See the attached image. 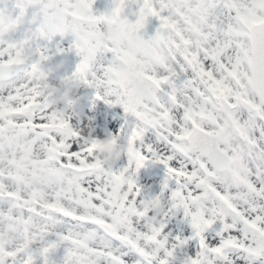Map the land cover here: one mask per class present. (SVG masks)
Here are the masks:
<instances>
[{"label":"snow or ice","instance_id":"obj_1","mask_svg":"<svg viewBox=\"0 0 264 264\" xmlns=\"http://www.w3.org/2000/svg\"><path fill=\"white\" fill-rule=\"evenodd\" d=\"M94 2L0 0V264H129L130 253L139 257L133 264H170L175 249L165 246L157 258L144 243L162 237L165 223L153 235L132 219L116 228L120 206L109 196L110 181H126L124 207L131 202L133 212L145 200L137 202L141 189L134 178L149 158L175 179L171 209L183 210L199 241L188 264H205L202 256L206 264H215L216 256L234 264L231 253L264 258V0H136L134 19L124 9L121 21L140 42L134 55L114 43L95 51V29L68 25L72 17L98 29L110 12L121 11L115 6L120 0L103 12L94 11ZM5 17L15 27L13 39L2 35ZM150 20L157 22L151 35L145 31ZM32 33L39 53L29 59ZM67 35L73 37L67 50L79 57L67 78L93 89L95 100L123 109L127 129L108 136L126 135L133 146L135 162L123 169L94 165L100 139L82 148L87 137L72 120L65 125L72 128L67 139L52 131L55 113L39 88L19 79L49 59L41 41ZM157 47L159 57L149 67ZM109 54L97 75V57ZM29 109L31 118H21ZM9 130L17 138L15 152L3 146ZM149 130L167 154L145 144ZM134 215L144 219L139 210ZM214 226L219 240L210 244L205 233Z\"/></svg>","mask_w":264,"mask_h":264},{"label":"clouds","instance_id":"obj_2","mask_svg":"<svg viewBox=\"0 0 264 264\" xmlns=\"http://www.w3.org/2000/svg\"><path fill=\"white\" fill-rule=\"evenodd\" d=\"M114 2L115 0H112V3ZM134 4H136V0H120L119 3L115 4V6L119 7L121 11L118 13L110 12V19L100 24L98 29H96L94 24L89 25L88 21H77L72 17L68 18L67 23L68 25L80 23L95 29L92 36V40L94 41L92 48L95 51L100 50V45L114 43L118 46L122 45L126 47L134 55L141 50L140 42L137 40L135 33L130 29H127V27L121 22L122 17L125 15L124 9H128V14L132 15L133 12L131 11V8ZM64 15V13H61L59 17V23L61 26L64 25ZM2 35L5 39H13L15 36V27H9L8 17H5ZM36 35V33H32L29 37L31 42L26 48V55L29 59H31L33 56L38 58L39 48L36 47ZM158 57L159 49L157 47L153 50V60L148 64V66L151 67L152 64L156 62ZM47 71H50V69H46L45 62H43L35 70L26 68L19 76V79L31 83L33 87L39 88L41 97L46 99L47 107L56 115V120L53 122L52 131H54L58 136L67 139L72 133V128L65 126L69 120L73 119V113L69 110L73 105L70 103V101L74 100V90L79 88L81 84L78 78L65 77L55 85L43 87L42 85L48 79ZM41 72L45 73L46 75L42 77ZM32 113L33 110H26L21 118H31ZM36 115H39V112H36ZM75 128L81 133L84 132V129L81 128L79 124H77ZM86 137L87 138L84 139V143L81 144L82 148H86L92 139L90 131ZM82 138H84L83 134ZM16 143L17 138L11 132V130L6 132L3 145L4 149L8 152H15ZM122 154L127 158L126 165H131L135 162L136 157L133 152V146L128 143L127 136L118 135L116 137H106L104 139H100V143L95 148L92 162L94 165L110 172L114 169V165H116V163L120 160ZM124 167L120 169H123ZM92 171H96V168H93ZM85 175H88V173ZM132 175H135L134 169L129 174V178ZM124 183H126V181L109 182V196L111 199V204L112 206H120L116 209V211L121 215V219L116 223V228L124 229L126 227L127 220L132 219L136 226L140 228L144 234L153 235V230H158L160 225L164 224V216L167 214L169 198L165 197L163 193L152 196L143 200L141 203H138L133 209V212H129L128 209L133 208V206L131 202H129L128 207H124L125 201L127 200L128 194L130 193V189L121 187V185ZM181 203H183V201H181ZM188 207L191 211L197 214L200 211L199 207L194 205L191 201L188 202ZM217 208L219 212V207L217 206ZM135 210H139L143 213L144 219L142 224L140 223L141 220L135 217ZM213 218H218V216ZM96 240L97 242H102L103 235L101 234V236H98ZM144 243L148 247L149 251L157 258L162 255L165 246L168 249L175 250L178 247V245L175 244L170 245L169 241H165L163 237H160L155 242L144 241ZM227 254L228 253H225V255ZM168 259L170 264H188L187 257H181L176 254H174L172 257H169ZM201 259L206 264L207 257L202 256ZM213 259L215 264H225V261L221 256H216ZM148 264H152V262L149 261Z\"/></svg>","mask_w":264,"mask_h":264},{"label":"rangeland","instance_id":"obj_3","mask_svg":"<svg viewBox=\"0 0 264 264\" xmlns=\"http://www.w3.org/2000/svg\"><path fill=\"white\" fill-rule=\"evenodd\" d=\"M111 7L112 5L109 0H95L93 9L95 12H103L110 10ZM72 39L71 35L63 38L55 36L51 42H40L41 47L47 49L45 55L49 57L45 61V66L46 69H50V71H47V83L50 85H55L62 78L71 76L76 63L79 62V57L75 55V52L67 50ZM58 48L63 49V51H58ZM108 58H110V54L107 58L97 57L96 64L94 65V71L97 72V75H102L103 66L106 65ZM73 99L75 103L69 109L73 113L72 123L74 126L79 124L84 129L83 135L87 136L90 131L92 138L104 139L110 134H120L121 129H127L123 109L119 105L113 106V108L102 100H95L93 89L81 84L79 88L74 90ZM144 142L145 144H154L161 154H167L163 144L157 141L155 130L146 132ZM145 155H149L150 157V154L147 152H145ZM126 164L127 158L122 154L120 160L114 165V170H119L126 166ZM190 167L191 165H189ZM134 179L137 187L141 189V195L137 198V202L140 199H148L161 193L169 198L167 215L164 216L165 228L161 236H167L170 245H178L175 250L176 255L194 257L199 251V241L194 237L193 229L190 227L189 221L184 217L183 210L171 209L172 201L170 200V195L177 187L175 179L168 176L163 165L153 163L151 158L145 162ZM165 182L167 183V188L162 190ZM140 223L142 224L143 220ZM215 230L214 226L213 230L205 233L206 240L210 244H215L219 240L215 236ZM176 237H180V240L184 241V243L178 244ZM230 258L234 264H264V258L250 260V258L242 253H231ZM126 259L129 261V264H133V261L139 259V257L130 253Z\"/></svg>","mask_w":264,"mask_h":264},{"label":"water","instance_id":"obj_4","mask_svg":"<svg viewBox=\"0 0 264 264\" xmlns=\"http://www.w3.org/2000/svg\"><path fill=\"white\" fill-rule=\"evenodd\" d=\"M136 10H137V5L136 4L132 5L131 11L134 12ZM128 13H129V10L126 9V14H128ZM128 15H129V19H134V17L132 15H130V14H128ZM155 26H156V24L154 23V21L153 20H150L149 24L146 26L145 31L149 35H151L153 33V31H154Z\"/></svg>","mask_w":264,"mask_h":264}]
</instances>
